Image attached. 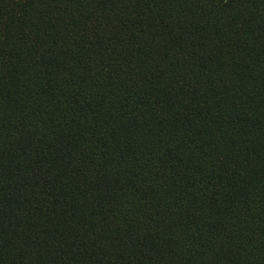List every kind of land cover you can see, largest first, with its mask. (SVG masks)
Wrapping results in <instances>:
<instances>
[{
    "label": "trees",
    "instance_id": "16d2710c",
    "mask_svg": "<svg viewBox=\"0 0 264 264\" xmlns=\"http://www.w3.org/2000/svg\"><path fill=\"white\" fill-rule=\"evenodd\" d=\"M0 264H264V0H0Z\"/></svg>",
    "mask_w": 264,
    "mask_h": 264
}]
</instances>
